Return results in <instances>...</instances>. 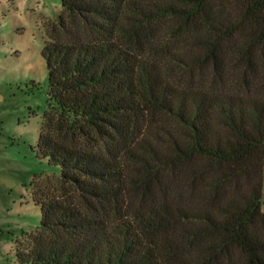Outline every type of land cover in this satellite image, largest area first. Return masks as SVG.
<instances>
[{
  "label": "trees",
  "instance_id": "trees-1",
  "mask_svg": "<svg viewBox=\"0 0 264 264\" xmlns=\"http://www.w3.org/2000/svg\"><path fill=\"white\" fill-rule=\"evenodd\" d=\"M61 6L36 144L60 179L35 191L18 261L264 264V0ZM156 114L178 134L150 129Z\"/></svg>",
  "mask_w": 264,
  "mask_h": 264
},
{
  "label": "rangeland",
  "instance_id": "rangeland-1",
  "mask_svg": "<svg viewBox=\"0 0 264 264\" xmlns=\"http://www.w3.org/2000/svg\"><path fill=\"white\" fill-rule=\"evenodd\" d=\"M61 10V0H0V264H29L18 261L16 249L41 220L35 191L48 179L46 187L60 179V165L41 156L36 144L47 109L41 48ZM209 73V68L186 71L182 81L190 76L200 85L210 81ZM226 76L218 88L229 91L235 80ZM155 128L178 134L171 119L157 114L150 119V129ZM262 183L264 190V169Z\"/></svg>",
  "mask_w": 264,
  "mask_h": 264
},
{
  "label": "clouds",
  "instance_id": "clouds-1",
  "mask_svg": "<svg viewBox=\"0 0 264 264\" xmlns=\"http://www.w3.org/2000/svg\"><path fill=\"white\" fill-rule=\"evenodd\" d=\"M19 3L20 4H26L27 3V0H19ZM21 10H23V9H21Z\"/></svg>",
  "mask_w": 264,
  "mask_h": 264
}]
</instances>
